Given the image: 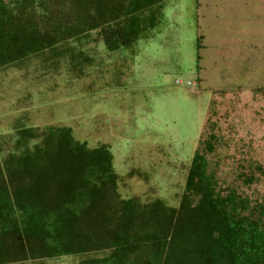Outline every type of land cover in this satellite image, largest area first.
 I'll use <instances>...</instances> for the list:
<instances>
[{
	"label": "rangeland",
	"instance_id": "obj_1",
	"mask_svg": "<svg viewBox=\"0 0 264 264\" xmlns=\"http://www.w3.org/2000/svg\"><path fill=\"white\" fill-rule=\"evenodd\" d=\"M144 18L127 49L108 52L92 34L1 68L0 158L19 128L70 127L90 148H110L122 198L176 206L194 150L213 133L219 187L261 203L264 0H168Z\"/></svg>",
	"mask_w": 264,
	"mask_h": 264
},
{
	"label": "trees",
	"instance_id": "obj_2",
	"mask_svg": "<svg viewBox=\"0 0 264 264\" xmlns=\"http://www.w3.org/2000/svg\"><path fill=\"white\" fill-rule=\"evenodd\" d=\"M167 1L0 0V69L92 34L108 52L127 49L151 24L144 15ZM215 139L194 150L172 206L122 198L110 148H90L70 127L17 129L0 158V264H264V200L219 187Z\"/></svg>",
	"mask_w": 264,
	"mask_h": 264
}]
</instances>
